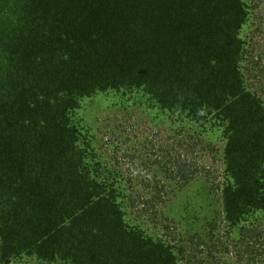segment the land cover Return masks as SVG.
Wrapping results in <instances>:
<instances>
[{"label":"trees","instance_id":"trees-1","mask_svg":"<svg viewBox=\"0 0 264 264\" xmlns=\"http://www.w3.org/2000/svg\"><path fill=\"white\" fill-rule=\"evenodd\" d=\"M248 14L247 0H0V264H179L125 220L95 154L84 108L117 93L219 131L222 219L249 251L262 234L244 222L264 212V102L243 70Z\"/></svg>","mask_w":264,"mask_h":264},{"label":"rangeland","instance_id":"rangeland-1","mask_svg":"<svg viewBox=\"0 0 264 264\" xmlns=\"http://www.w3.org/2000/svg\"><path fill=\"white\" fill-rule=\"evenodd\" d=\"M247 8L243 70L246 85L264 102V0H247ZM119 95L117 100L88 99L84 114L89 112L92 132L98 135L93 148L99 163L113 175L115 186L120 184L125 220L173 245L179 264H264V212L244 222L262 233L249 251L244 248L249 237L222 219L218 186L224 181L225 140L219 131L209 126L202 131L175 115L161 117L133 94ZM157 155L158 163L153 162ZM175 162L182 164L184 179L176 174ZM17 264L48 263L25 256Z\"/></svg>","mask_w":264,"mask_h":264}]
</instances>
